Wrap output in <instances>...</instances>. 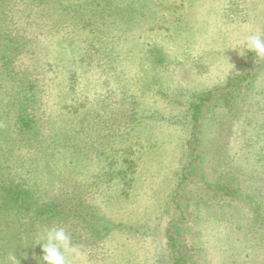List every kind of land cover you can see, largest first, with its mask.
<instances>
[{
	"label": "rangeland",
	"instance_id": "1",
	"mask_svg": "<svg viewBox=\"0 0 264 264\" xmlns=\"http://www.w3.org/2000/svg\"><path fill=\"white\" fill-rule=\"evenodd\" d=\"M257 31L264 0H0L15 76L0 61V191L27 190L34 210L8 218L21 244L0 248L4 263L43 264L37 243L63 228L81 254L65 253L70 264H264V56L235 49ZM250 54L251 90L239 86L230 108L207 104L183 181L191 105ZM9 81L31 98L26 133ZM124 160L126 186L112 177Z\"/></svg>",
	"mask_w": 264,
	"mask_h": 264
},
{
	"label": "trees",
	"instance_id": "2",
	"mask_svg": "<svg viewBox=\"0 0 264 264\" xmlns=\"http://www.w3.org/2000/svg\"><path fill=\"white\" fill-rule=\"evenodd\" d=\"M9 47H10L9 44H5L1 50L2 52L0 51V61L2 63L1 68H3L6 76L10 78L11 80V78H15V76L13 72L10 71V66H9L10 62L8 63L7 55H8ZM251 55L252 54H250L248 58L246 59L244 72H241L240 74L229 77L224 87L206 92L204 96L197 99L191 105L190 111L188 113V117L190 118L188 121V124L190 125L188 128L189 136L186 141V148L188 150V153H187L188 161L181 168V173H182L181 179L183 181L186 179L187 173L191 174L190 169L192 170V167L194 166L195 162L199 158V154H197V151H198L197 143H199L197 131L202 126L200 120L207 119V116L205 115L206 113L209 112L207 104L213 103L215 101L216 102L215 105H218L221 96H223L224 98H228V99L226 100L227 104L224 103L222 105L223 106L225 105L226 107L230 108L229 107L230 104L231 105L234 104L235 106L236 97L240 93V90H238L239 86L240 88L242 87V88L251 90L252 88L251 80H253V77H254V74L252 72H253V67L255 63L253 59H251ZM11 81H14V80H11ZM21 83L22 82L20 81V82H15L14 84L13 83L11 84V82L9 81V84H11V86H8V88L12 90L10 92H13V95H14L12 100H9V101H12V106L15 109V123L19 129V132L26 133L31 128V119L28 117V114H27L28 100H30L31 98L29 94L27 93L26 88H23V89L20 88ZM220 91H222V93ZM218 93L220 94L219 98L217 97L218 99L217 98L214 99L213 95L218 94ZM128 164L131 165L132 162L130 161L128 162V160H124L121 162V165H120V167H122V170H118L117 172L115 171L116 173L115 172L113 173V169H112L113 178L119 177V175H124V173L128 177V179L124 180L123 182L124 186L128 185L130 181H132V178L130 177V175H128L130 167H131ZM216 189H218V191H222L224 195L229 196L228 198H233L235 197V193L236 194L240 193V190L237 187L232 186V185H229V186L217 185ZM28 194L29 193L27 190H23L19 186H7L5 188L1 187L0 199L2 200H0V226L5 227V229H2V230L0 229V248L4 249L5 247L6 248L8 247L10 250L13 249L11 253H18V248L16 246L20 247L21 243L16 242L15 244L11 243L10 245L9 235H13L14 232L10 233L12 230L11 225H10L11 221H9L8 218H11V215H14L15 217L19 216V217H25V219H28L34 215V210L30 206H28V204L24 202V200L27 199ZM253 203L254 202H250L249 204L250 208L253 206ZM257 208H259L258 204L253 206V209H252L253 214L257 217H261L262 215L257 210ZM43 209H45L43 210V212L49 211L48 213L51 212L52 214H54L53 211L55 210V207H44ZM60 213H61V210L58 211L57 214H60ZM53 217L55 216H51L50 218H53ZM105 229L107 232L108 228H105ZM24 231H26V228ZM2 235H5V236L3 237ZM168 241L171 244V247H174L172 245V243L174 242V238L172 237L170 233L168 234ZM1 256L3 255L0 254V264H8V263H4L6 261H3V260H8V258L3 259V257ZM171 260H172L171 264H182L183 262L179 257H175V256H171Z\"/></svg>",
	"mask_w": 264,
	"mask_h": 264
},
{
	"label": "clouds",
	"instance_id": "3",
	"mask_svg": "<svg viewBox=\"0 0 264 264\" xmlns=\"http://www.w3.org/2000/svg\"><path fill=\"white\" fill-rule=\"evenodd\" d=\"M238 46L235 49L239 50L240 56H245L246 51L255 52L257 56H264V33L259 31L247 35L242 41L237 42ZM41 245L43 264H70L65 253L73 254L74 258H80L79 250L72 245L71 238L63 228L49 229L42 237ZM12 264H20L19 260L12 254L9 256Z\"/></svg>",
	"mask_w": 264,
	"mask_h": 264
}]
</instances>
